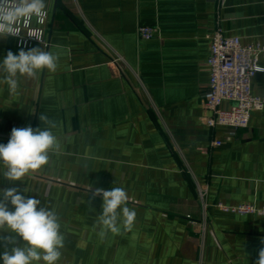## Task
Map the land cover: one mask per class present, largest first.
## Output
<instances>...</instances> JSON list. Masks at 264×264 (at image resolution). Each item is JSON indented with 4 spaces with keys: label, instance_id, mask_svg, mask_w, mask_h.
Listing matches in <instances>:
<instances>
[{
    "label": "crops",
    "instance_id": "1",
    "mask_svg": "<svg viewBox=\"0 0 264 264\" xmlns=\"http://www.w3.org/2000/svg\"><path fill=\"white\" fill-rule=\"evenodd\" d=\"M49 6L46 45L0 39V61L21 48L60 56L55 73L19 78L16 94L0 84V143H8L14 127H43V113L57 122L62 151L24 180L0 175V190L17 187L57 210L65 235L58 264H255L264 217L216 204L264 205V109L215 146L228 131L204 123L203 99L207 35L220 22L227 36L264 45V0H226L221 8L217 0H49ZM140 24L154 26V37L138 38ZM114 57L121 58L115 65ZM252 92L264 96V72L252 79ZM112 187L127 191L137 217L131 231L101 239L95 221L102 198L90 197L95 188Z\"/></svg>",
    "mask_w": 264,
    "mask_h": 264
},
{
    "label": "clouds",
    "instance_id": "2",
    "mask_svg": "<svg viewBox=\"0 0 264 264\" xmlns=\"http://www.w3.org/2000/svg\"><path fill=\"white\" fill-rule=\"evenodd\" d=\"M49 11V0H0V39L11 36L22 40V33L26 32L29 38L43 41V33L34 29L33 24H44ZM59 61V54L41 47L27 51L21 48L18 54L8 51L0 61V84H6L9 93L16 94L19 78L34 79L44 70L55 73ZM256 71L264 72V68ZM39 120L43 127H14L8 143H0V175L5 179L24 180L48 165L52 154L62 151L61 142L53 131L57 122L43 113ZM29 191L28 187L23 189L24 193ZM97 197L102 198V213L95 221L101 239L109 232L121 234L133 229L137 212L127 206L129 196L123 187L95 188L90 200ZM9 203L14 211L9 209ZM40 205L39 199L21 194L17 187L0 190V244L5 245L0 260L3 264H58L60 261L65 246L61 217L49 204ZM8 245H11L10 250ZM255 264H264V248L260 249Z\"/></svg>",
    "mask_w": 264,
    "mask_h": 264
},
{
    "label": "built area",
    "instance_id": "3",
    "mask_svg": "<svg viewBox=\"0 0 264 264\" xmlns=\"http://www.w3.org/2000/svg\"><path fill=\"white\" fill-rule=\"evenodd\" d=\"M226 0H217L218 8H221ZM49 14L42 25L33 24L34 29L43 33V41L29 38L26 32L22 33L23 39L19 40L23 48L32 46L38 42L47 44L46 34L48 30ZM156 28L150 25L140 24L137 27V36L140 39L149 40L154 37ZM209 39V82L204 93L203 108L205 111L204 123L210 128L224 127L227 134L222 139H215L212 145L219 146L230 141L236 131L246 128L255 111L264 109V96L252 92V79L259 73L257 68H264L261 57L264 55V45L261 43H242L239 36H227L218 22L213 32L207 35ZM120 57H114L109 62L116 64ZM229 102L228 108L222 104ZM204 192L200 190V197ZM216 206L226 212L239 215H257L264 217V205L257 206L254 203H240L228 206L218 202Z\"/></svg>",
    "mask_w": 264,
    "mask_h": 264
}]
</instances>
